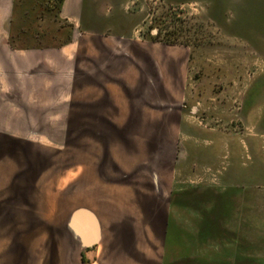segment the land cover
<instances>
[{"label":"rangeland","instance_id":"rangeland-1","mask_svg":"<svg viewBox=\"0 0 264 264\" xmlns=\"http://www.w3.org/2000/svg\"><path fill=\"white\" fill-rule=\"evenodd\" d=\"M30 1L17 34L55 46L73 33L55 0ZM87 1L102 33L185 51L177 100L165 93L166 101L155 103L150 96L152 119L165 115V148L129 157L133 177L105 154L118 138L156 135L144 125H104L105 146L93 135L79 139L77 130L0 135V264H53L80 193L99 184L105 193L110 182L128 180L126 173L135 185L150 183L139 178L148 168L173 181L163 262L264 264V0ZM113 48L119 55L126 49L122 39ZM115 158L127 166L125 157Z\"/></svg>","mask_w":264,"mask_h":264},{"label":"crops","instance_id":"crops-1","mask_svg":"<svg viewBox=\"0 0 264 264\" xmlns=\"http://www.w3.org/2000/svg\"><path fill=\"white\" fill-rule=\"evenodd\" d=\"M29 1L0 0V135H36L43 129L70 135L77 130L79 139L93 135L89 137L105 146L107 137L100 136L104 125H144L156 135L118 138L105 154L116 170L123 166L119 170L133 174L132 164L126 163L129 157L152 154V146L165 148V115L153 120L149 101L165 102V93L177 100L176 93L183 91L185 51L165 42L102 33L89 19L87 0L62 3L61 17L73 27L70 38L55 46H37L33 37L17 34L22 13L33 8ZM75 27L81 34L74 33ZM121 39L123 55L113 48ZM152 122L157 127L151 129ZM37 128L41 130L33 131ZM114 157H125L127 166ZM164 164L160 168L165 173ZM155 171L151 175L148 168L139 176L142 181L146 175L152 178L150 183L135 185L126 173L128 180L110 182L105 193L103 184L87 188L84 196L80 193L79 205L62 227L61 255L53 264H166L162 255L170 228L165 199L169 192L172 198L173 181L171 174ZM13 178L14 184L18 177ZM79 209L90 214L81 219L85 235L72 224Z\"/></svg>","mask_w":264,"mask_h":264},{"label":"water","instance_id":"water-1","mask_svg":"<svg viewBox=\"0 0 264 264\" xmlns=\"http://www.w3.org/2000/svg\"><path fill=\"white\" fill-rule=\"evenodd\" d=\"M90 215L89 212L87 210L84 209H79L76 210L73 214V218H72V224L74 226V228L79 231L82 235H85V231H84V223H83V219L82 216L83 215Z\"/></svg>","mask_w":264,"mask_h":264},{"label":"trees","instance_id":"trees-1","mask_svg":"<svg viewBox=\"0 0 264 264\" xmlns=\"http://www.w3.org/2000/svg\"><path fill=\"white\" fill-rule=\"evenodd\" d=\"M64 0H55V4H57V8L59 11H61V6ZM71 33L68 35V38H70ZM37 46H43L41 44H36Z\"/></svg>","mask_w":264,"mask_h":264}]
</instances>
